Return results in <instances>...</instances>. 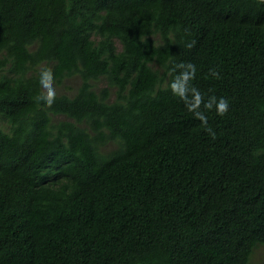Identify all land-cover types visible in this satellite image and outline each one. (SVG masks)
Here are the masks:
<instances>
[{
	"label": "trees",
	"instance_id": "1",
	"mask_svg": "<svg viewBox=\"0 0 264 264\" xmlns=\"http://www.w3.org/2000/svg\"><path fill=\"white\" fill-rule=\"evenodd\" d=\"M261 247L264 0H0V264Z\"/></svg>",
	"mask_w": 264,
	"mask_h": 264
},
{
	"label": "clouds",
	"instance_id": "2",
	"mask_svg": "<svg viewBox=\"0 0 264 264\" xmlns=\"http://www.w3.org/2000/svg\"><path fill=\"white\" fill-rule=\"evenodd\" d=\"M44 78H47L49 81H51V77L48 76L47 74H46V76ZM54 95H55L54 90L51 87H49L46 90V93L39 98L38 102H42L46 106L50 105L52 103L53 99H54ZM225 107H226V104L221 105L222 109L225 108Z\"/></svg>",
	"mask_w": 264,
	"mask_h": 264
},
{
	"label": "rangeland",
	"instance_id": "3",
	"mask_svg": "<svg viewBox=\"0 0 264 264\" xmlns=\"http://www.w3.org/2000/svg\"><path fill=\"white\" fill-rule=\"evenodd\" d=\"M264 253L263 247L259 248L254 256L252 257V262L257 263L260 260L261 255Z\"/></svg>",
	"mask_w": 264,
	"mask_h": 264
}]
</instances>
